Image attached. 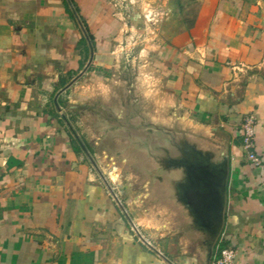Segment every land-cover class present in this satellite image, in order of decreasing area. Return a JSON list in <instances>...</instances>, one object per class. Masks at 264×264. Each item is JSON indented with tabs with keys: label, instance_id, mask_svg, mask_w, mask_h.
I'll return each instance as SVG.
<instances>
[{
	"label": "crops",
	"instance_id": "obj_1",
	"mask_svg": "<svg viewBox=\"0 0 264 264\" xmlns=\"http://www.w3.org/2000/svg\"><path fill=\"white\" fill-rule=\"evenodd\" d=\"M249 1L203 0L194 25L150 55L160 118L146 115L229 146L211 264L224 247L234 264H264V26ZM123 28L113 0H0V264H203L178 229L146 242L125 211L135 202L111 192L76 142L69 113L90 109L97 86L110 91ZM248 115L256 168L241 146Z\"/></svg>",
	"mask_w": 264,
	"mask_h": 264
},
{
	"label": "rangeland",
	"instance_id": "obj_2",
	"mask_svg": "<svg viewBox=\"0 0 264 264\" xmlns=\"http://www.w3.org/2000/svg\"><path fill=\"white\" fill-rule=\"evenodd\" d=\"M113 1L124 28L116 55L120 63L110 82V91L107 93L105 86H97L90 109L69 113V118L78 146L86 151L84 161L109 185L111 192L121 191L123 196L135 202L131 211L127 212L126 208L125 211L143 239L154 243V236L173 233L178 227L176 222L170 221L171 215L151 200L145 183L147 178L139 170L133 155L124 150L127 141L122 139L118 129L130 134L138 129L132 124L134 119L139 117L143 125L147 124L149 115L146 113H156L155 116L160 118L154 110L157 105L152 96H157L158 84L149 74L150 55L158 46L168 43L167 38L194 25L203 0ZM249 3L257 9L264 26V0H250ZM262 64L259 71L264 74V62ZM109 94L111 100L108 103L114 108L108 107L104 100ZM126 114L130 118L120 124Z\"/></svg>",
	"mask_w": 264,
	"mask_h": 264
},
{
	"label": "water",
	"instance_id": "obj_3",
	"mask_svg": "<svg viewBox=\"0 0 264 264\" xmlns=\"http://www.w3.org/2000/svg\"><path fill=\"white\" fill-rule=\"evenodd\" d=\"M147 117L144 125L141 118L134 119L138 129L130 134L118 129L127 141L124 150L146 176L152 201L174 214L180 233L202 252L203 264H211L225 221L227 140L212 144L178 118L165 123Z\"/></svg>",
	"mask_w": 264,
	"mask_h": 264
},
{
	"label": "built area",
	"instance_id": "obj_4",
	"mask_svg": "<svg viewBox=\"0 0 264 264\" xmlns=\"http://www.w3.org/2000/svg\"><path fill=\"white\" fill-rule=\"evenodd\" d=\"M255 127L256 118L250 115L245 116L240 124L241 146L244 150L245 161L254 168L262 165V158L256 151ZM237 255L238 252L235 248L224 247L213 264H234Z\"/></svg>",
	"mask_w": 264,
	"mask_h": 264
},
{
	"label": "flooded vegetation",
	"instance_id": "obj_5",
	"mask_svg": "<svg viewBox=\"0 0 264 264\" xmlns=\"http://www.w3.org/2000/svg\"><path fill=\"white\" fill-rule=\"evenodd\" d=\"M102 112V111H101Z\"/></svg>",
	"mask_w": 264,
	"mask_h": 264
},
{
	"label": "trees",
	"instance_id": "obj_6",
	"mask_svg": "<svg viewBox=\"0 0 264 264\" xmlns=\"http://www.w3.org/2000/svg\"><path fill=\"white\" fill-rule=\"evenodd\" d=\"M223 246V245H222Z\"/></svg>",
	"mask_w": 264,
	"mask_h": 264
}]
</instances>
